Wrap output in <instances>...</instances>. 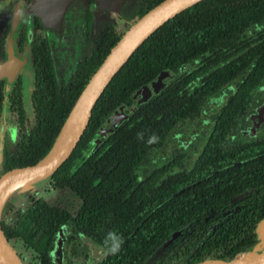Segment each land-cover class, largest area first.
Wrapping results in <instances>:
<instances>
[{"label": "flooded vegetation", "instance_id": "1", "mask_svg": "<svg viewBox=\"0 0 264 264\" xmlns=\"http://www.w3.org/2000/svg\"><path fill=\"white\" fill-rule=\"evenodd\" d=\"M74 1L69 3L61 19L48 27L30 12V21H26L23 9L31 0H0V65L5 66V70L0 72V168L4 155L15 153L20 134L24 132L20 128L18 102L23 110V125L28 128L33 124L31 94L37 82L35 75L39 69V55L44 53L47 56L53 81L60 90L61 85L70 79L76 64L90 53L93 39L99 32L113 26L121 34L140 17L139 11L147 2L121 0L113 10L107 7L96 12L95 0H83L82 27L89 50L80 60L72 63L67 75L63 67L64 75L58 80L51 45L55 43L63 49L57 57L63 63L70 58L75 59L76 53L69 54L68 39L61 35L63 19L67 18L65 14ZM23 20L28 24L22 25ZM110 20L113 21L110 23ZM118 22L122 23L123 30ZM37 32L41 33L40 36ZM258 35L259 31H245L237 42L251 45L260 41ZM254 54L255 50H246V47L239 54L224 52L219 57L213 56L209 65L211 68L213 65L228 66L241 55L249 59V63L244 64L245 72L254 64ZM200 60L202 58H196L180 70L190 73ZM165 71L131 95L134 100L131 107L118 106L105 120L104 126L98 129L89 147L94 148L100 138L127 119L138 104L157 95L174 75L166 71L161 83H158V78ZM240 81V76L235 75L219 89L201 98L197 109L173 126L163 142L137 165L133 182L124 185L125 195L131 199L136 213H142L143 205L144 208L150 205V211L157 210L156 220L162 215L160 225L156 227V237L160 241L152 245V250L144 258L138 250L135 264H194L219 249L245 251L256 243H264V238H258L257 230L261 226L264 231V80L251 88L248 94L233 96ZM199 83L203 85L204 78L196 76L188 82V93H193ZM144 87L148 88L149 94L138 101ZM223 87L230 92L222 98L216 97ZM237 98L242 99L241 105L235 104ZM239 106L240 112L237 111ZM5 119L7 121L3 124ZM50 185L51 192L46 191L47 195L40 196L37 191L28 190L23 201L22 198L14 199L3 211L2 223L13 228L17 227L21 214L39 199L69 214L70 219L56 228L52 239L38 245L40 252L18 236H11L8 243L20 261L24 259L14 247V241L32 253L34 264L110 262L122 246V234H112L103 243H97L81 230L76 221L81 200L68 188ZM63 191L75 199L77 205L73 211L58 203L57 199ZM18 201L22 202L16 205ZM123 259H114V264H127Z\"/></svg>", "mask_w": 264, "mask_h": 264}, {"label": "trees", "instance_id": "2", "mask_svg": "<svg viewBox=\"0 0 264 264\" xmlns=\"http://www.w3.org/2000/svg\"><path fill=\"white\" fill-rule=\"evenodd\" d=\"M146 1L139 16L161 0ZM245 31H259L260 41L241 45L237 39ZM121 34L113 26L99 32L90 53L76 64L60 90L53 81L47 56L39 55L37 82L31 94L33 124L28 128L23 125V110L18 102L19 123L24 132L20 134L15 153L4 155L1 173L34 164L46 154L90 74ZM245 47L255 50V59L251 56L254 64L248 71L244 72L243 68L249 59L241 55L228 66L211 68L209 65L213 56L229 51L239 54ZM196 58L202 60L190 73L180 70ZM164 70L174 73L169 83L157 95L138 104L134 112L102 136L94 148L89 147L108 116L118 106L131 107L134 104L131 95ZM235 75L240 76L241 81L233 96L248 94L264 80V0L196 2L145 38L106 84L75 147L48 178L52 186L68 188L81 200L76 221L86 235L100 244L112 234H122L120 250L105 264H114V259L119 257L127 264H135L138 250L144 258L152 245L160 241L156 227L162 215L156 220L157 210L150 211V205L147 209L143 205L142 213H136L131 199L125 195L124 185L133 182L137 165L163 142L173 126L197 109L201 98ZM196 76L204 78L205 83H199L190 94L186 84ZM237 99L236 103H230L241 105L242 99ZM240 109L239 106L236 110L240 112ZM1 219V230L7 241L11 236H18L40 252L38 245L50 241L56 228L70 217L65 210L39 199L21 214L17 227L4 224Z\"/></svg>", "mask_w": 264, "mask_h": 264}, {"label": "water", "instance_id": "3", "mask_svg": "<svg viewBox=\"0 0 264 264\" xmlns=\"http://www.w3.org/2000/svg\"><path fill=\"white\" fill-rule=\"evenodd\" d=\"M72 0H31V8L44 24L57 23ZM200 0H161L132 24L119 36L97 68L90 74L87 82L72 104L57 136L44 156L34 164L15 167L0 175V217L8 198L15 192L32 187L46 180L58 170L69 156L82 135L91 113V109L114 73L128 59L131 53L156 28L185 8ZM97 8L102 6L115 9L121 0H95ZM0 72L5 66L0 65ZM166 71L158 78L161 83ZM143 100L149 94L147 87L141 90ZM117 123L119 121H116ZM113 126V122L111 123ZM258 227V238H264V231ZM170 241L166 240L162 247ZM263 241V240H262ZM0 264H22L13 248L5 238L0 226ZM194 264H264V243H256L245 251L219 249Z\"/></svg>", "mask_w": 264, "mask_h": 264}, {"label": "rangeland", "instance_id": "4", "mask_svg": "<svg viewBox=\"0 0 264 264\" xmlns=\"http://www.w3.org/2000/svg\"><path fill=\"white\" fill-rule=\"evenodd\" d=\"M106 8H107L106 6H102V7H99V9H98L97 5H96V9H97L96 12H100V10L106 9ZM84 9H85V4H84L83 0L74 1V3L69 8L68 12L66 11L67 13L65 14V16L67 18L65 19V17H64L63 22H62V27H61V35L65 36L70 43L69 54H71V52L76 53L75 54L76 56L74 55L75 59L72 60L70 58V60H69L70 62L68 61L69 63L68 62L63 63L60 59L57 58L60 53H63V49L58 48L55 43H52V45H51L52 55H53L54 62H55L56 77L58 80L64 75L63 74V67L66 68L65 74L67 75L68 72L71 71L72 63L74 61L80 60L89 50V42L86 38V33L82 27L83 26ZM23 10H24L23 13L25 15L26 21H28V23H29L30 16L32 14H35L33 9L31 8V4L26 5ZM28 12H30L32 14L30 15V14H28ZM112 16H114V15L112 14ZM26 21L23 20L24 23H22V25H24V26L27 25L28 23ZM112 21L113 20H110V23ZM107 24H109V23H107ZM118 25H119L121 30L124 29V27L122 26V23L118 22ZM47 26L52 27V26H49L48 24H47ZM98 27H100V25ZM50 33H51V31L48 30V34H50ZM36 34H37V36H40L41 33L37 32ZM50 36H52V35H50ZM25 80L27 83L28 79L25 78ZM229 92H230V90L228 88L223 87L217 92L216 97L222 98L224 95H227ZM26 104H27V102H26ZM6 121L7 120L5 119L3 121V124H5ZM10 137H12V132H10ZM28 190H31L33 192L37 191L38 194L41 196V195L46 194V191H48L49 193L51 192V185L49 183V180L46 179V180H42L40 182H37L32 187H29L23 191H20L19 193L18 192L13 193L8 198L7 202L5 203L3 210H2V214H3V211L6 210L7 206L12 201H14V199H17V200L20 199L21 200V198H22V201H23L27 196L26 194H27ZM69 194L70 193L63 191L61 196L58 197L57 201H59L58 203L60 205L66 207L70 211H73L76 208L77 204H76V201L73 198V196H71ZM20 203L18 201V203H16V205H19ZM2 214H1V218H2ZM13 245L20 252V254L23 256L24 260L22 261L23 262L22 264H34L35 263L33 255H32V253H30V251L24 250L21 247V244H19L17 241H14Z\"/></svg>", "mask_w": 264, "mask_h": 264}, {"label": "clouds", "instance_id": "5", "mask_svg": "<svg viewBox=\"0 0 264 264\" xmlns=\"http://www.w3.org/2000/svg\"><path fill=\"white\" fill-rule=\"evenodd\" d=\"M114 251L117 250V249H113Z\"/></svg>", "mask_w": 264, "mask_h": 264}]
</instances>
